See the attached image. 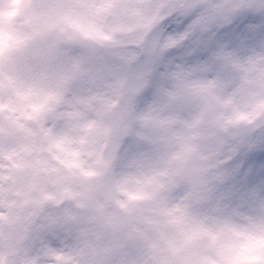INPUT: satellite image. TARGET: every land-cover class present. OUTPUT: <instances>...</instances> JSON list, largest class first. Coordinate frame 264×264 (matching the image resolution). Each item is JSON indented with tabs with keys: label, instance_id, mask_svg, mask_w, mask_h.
Wrapping results in <instances>:
<instances>
[{
	"label": "snow or ice",
	"instance_id": "obj_1",
	"mask_svg": "<svg viewBox=\"0 0 264 264\" xmlns=\"http://www.w3.org/2000/svg\"><path fill=\"white\" fill-rule=\"evenodd\" d=\"M51 2L112 18L99 25L65 15L72 32L61 29L62 40L32 50L43 64L56 62L73 70L70 76L57 74L58 91L49 96L56 108L46 119L60 125L56 146L91 111L83 88L86 69L72 47L95 42L142 74L136 107L143 122L177 149L172 155L177 163L170 172L147 177L149 189L114 198V204L102 199L100 185L72 187L60 180L48 194L30 198L12 143L23 126L11 114L15 109L0 99V264H113L117 256V264H264V0ZM15 4L0 0V20ZM38 38L14 37V46L23 48ZM7 48L0 33V63ZM24 71L14 67L12 74L0 77V87L17 85ZM93 127L90 121L87 128ZM128 132L122 130L114 152L129 146ZM209 136L214 142L201 148L199 142ZM85 141V136L79 138L81 144ZM182 185L189 188L190 202L166 214L174 223L193 216V227L185 234L188 255L162 259L155 255L152 230L143 223H157V218L146 209L157 207L154 197L167 203ZM138 200L151 203H128ZM169 249L175 256L177 247L170 244Z\"/></svg>",
	"mask_w": 264,
	"mask_h": 264
},
{
	"label": "clouds",
	"instance_id": "obj_2",
	"mask_svg": "<svg viewBox=\"0 0 264 264\" xmlns=\"http://www.w3.org/2000/svg\"><path fill=\"white\" fill-rule=\"evenodd\" d=\"M7 7V6H6ZM22 13L9 19L7 16L0 20V33L8 48L5 59L0 63V77L12 74L14 67L26 69L21 73L17 85L0 87V99L4 104L15 109L11 114L18 117L23 126L12 137V143L17 150V161L21 165L18 170L24 178L25 185L30 186L26 196L38 198L48 194L60 180L72 187L81 184L100 185L105 191L115 193L120 186L127 184L137 176L142 159L155 160L153 171L155 175L170 172L176 166L172 155L177 150L170 148L160 152L149 142L158 135L156 129L146 125L142 120L141 110L137 107L125 109L117 105L106 117H99L96 112L88 111L79 124L68 133L69 139L57 147L60 139V125L47 121V117L56 108L54 100L49 99L50 94L58 91L56 76L58 73L72 74L69 65L61 66L56 62L43 64L35 55L33 49L48 41L62 40L61 29L72 32V29L63 21L65 15L74 18L106 25L111 17L95 16L88 9L52 3L51 0H22ZM49 25H55L49 28ZM38 39L29 40L23 48L14 46V37L36 36ZM73 36L78 35L73 32ZM67 45L62 44L61 47ZM72 51L79 49L72 47ZM31 88L28 95L20 93ZM231 115V111L226 112ZM31 117V118H29ZM94 123L92 129L87 128L89 122ZM243 123L236 127H243ZM56 132H53V128ZM131 128L133 133L139 134L143 140L136 141L135 136H128V147H123L119 152L113 151V145L120 138L123 129ZM86 137L81 144L79 138ZM214 138L209 136L207 141H200V147L213 143ZM79 153L73 156L72 153ZM107 162V165H105ZM7 163V161H6ZM78 165V167H77ZM91 171L93 175L85 176L84 172ZM164 182L167 177L159 175ZM150 186L146 185L145 189ZM47 189V192H42ZM189 188L182 185L167 197V203L160 197H154L157 202L158 230L152 232L157 242L155 255L162 259H176L188 255L189 246L185 244V234L193 227V216H185L184 220L174 223L173 217L166 214V210L180 205L183 208L190 201L186 199ZM179 216L180 213H175ZM200 243L199 241L197 242ZM174 244L178 251L175 256L169 249ZM120 257L113 258L117 264Z\"/></svg>",
	"mask_w": 264,
	"mask_h": 264
},
{
	"label": "rangeland",
	"instance_id": "obj_3",
	"mask_svg": "<svg viewBox=\"0 0 264 264\" xmlns=\"http://www.w3.org/2000/svg\"><path fill=\"white\" fill-rule=\"evenodd\" d=\"M21 3L22 0H16L11 12L6 13L5 16L11 19L21 14ZM77 49L79 51L75 52V54L81 57L82 65L86 69L84 73L86 79L83 82V88L90 97L91 111L96 112L99 117L103 118L110 114L117 105H123L125 109L136 107L137 87L142 74L131 67L130 61L118 58L116 53L110 48L95 42H87L85 45L77 47ZM127 129L129 130L128 135L135 136L136 141L143 140V137L133 133L131 128ZM122 139L123 134L117 139V143ZM154 141L156 142L154 143ZM149 142L154 148L159 149L160 152H166L172 148V145L166 142V136L163 133H158ZM116 152L118 153L119 151ZM154 164L155 160L142 159L137 176L127 184H124L122 189L115 193L105 191L102 199L106 203L114 204V198L126 199L129 194H139L141 188L146 186L144 184L145 179L155 176L153 171ZM128 203L141 206L151 202L138 200L129 201ZM146 211L149 216L157 218L158 207L149 208ZM143 223L144 227L151 229L152 232L158 230L156 222Z\"/></svg>",
	"mask_w": 264,
	"mask_h": 264
},
{
	"label": "trees",
	"instance_id": "obj_4",
	"mask_svg": "<svg viewBox=\"0 0 264 264\" xmlns=\"http://www.w3.org/2000/svg\"><path fill=\"white\" fill-rule=\"evenodd\" d=\"M83 45H85V44H78V45H74L73 47H75V48H77V47H81V46H83ZM106 50V49H105ZM98 71V70H97Z\"/></svg>",
	"mask_w": 264,
	"mask_h": 264
}]
</instances>
